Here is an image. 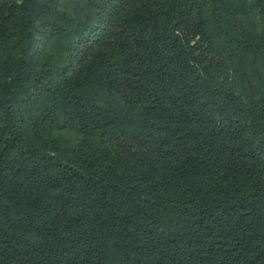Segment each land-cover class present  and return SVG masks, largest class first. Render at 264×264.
<instances>
[{"label": "trees", "instance_id": "trees-1", "mask_svg": "<svg viewBox=\"0 0 264 264\" xmlns=\"http://www.w3.org/2000/svg\"><path fill=\"white\" fill-rule=\"evenodd\" d=\"M0 264H264V0H0Z\"/></svg>", "mask_w": 264, "mask_h": 264}]
</instances>
